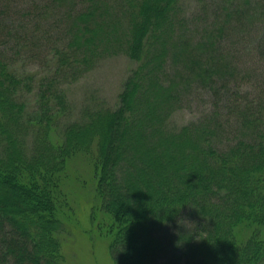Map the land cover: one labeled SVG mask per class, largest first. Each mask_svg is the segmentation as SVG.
<instances>
[{
	"label": "trees",
	"instance_id": "trees-1",
	"mask_svg": "<svg viewBox=\"0 0 264 264\" xmlns=\"http://www.w3.org/2000/svg\"><path fill=\"white\" fill-rule=\"evenodd\" d=\"M222 2L223 18L196 38L179 17L181 0H50L36 10L63 13L44 74L18 67L24 47L11 57L0 49V189L24 196L21 205L0 196V264H61V176L73 155L92 149L114 264H151L160 227L180 231L168 246L191 256L187 264H264V84L244 89L228 48L253 2L264 19V0ZM120 54L136 67L117 106L82 111L53 144L50 130L68 107L64 86ZM194 88L215 107L172 129L169 118ZM244 223L257 229L238 240Z\"/></svg>",
	"mask_w": 264,
	"mask_h": 264
},
{
	"label": "rangeland",
	"instance_id": "rangeland-1",
	"mask_svg": "<svg viewBox=\"0 0 264 264\" xmlns=\"http://www.w3.org/2000/svg\"><path fill=\"white\" fill-rule=\"evenodd\" d=\"M33 1L38 3L31 7ZM49 1L0 0V30L2 35H6L0 39V49L11 57L24 47L22 60L17 61L22 70L44 74L49 67L46 60L49 59L51 48L59 42V18L56 16L58 11L54 12V15L46 16L43 11L36 10V7L39 8ZM75 1L79 3V0ZM223 5L226 4L222 0H181L179 17L183 19L189 34L192 32L193 37L197 38L204 26L213 22L216 17L223 18ZM258 5L259 3L253 2L248 11H242L239 17L241 23L237 24L238 29L235 27L228 42V48L236 55L237 62L233 60L243 71L237 82L252 94H256L264 84V56L259 52L260 48L264 49V19L259 17ZM59 13L62 15L63 12ZM247 13L251 19L246 16ZM135 67L136 63L125 55L106 57L97 61L95 67L78 80L65 85L63 89L68 107L58 115L50 130L51 142L59 144L65 125L80 121L82 111L103 106L116 107L124 82ZM29 95V105L32 107L35 100L32 92ZM217 103L220 108L221 102ZM213 107L215 105L211 94L194 88L187 96H182L168 123L172 129H177L206 115ZM225 111V107L219 109L220 113ZM224 119L222 118V121ZM91 153L73 155L61 176V190L65 198L61 211L63 232L59 236L61 264H114L109 251L111 237L105 234L104 228L102 229L100 200L96 194L97 175L93 161L95 149H92ZM0 196L6 199L16 198L20 205L24 202V196L13 189H0ZM190 222V219H186L184 228L191 229ZM255 229L257 227L244 223L235 227L234 233L238 240H245ZM157 231L155 235L161 243V250L151 264L191 263V256H182L180 252L173 251L168 246L169 237L171 239L172 234L175 235L176 232L177 235L180 231H176L174 227H160ZM258 233L259 237L264 239V225L259 227Z\"/></svg>",
	"mask_w": 264,
	"mask_h": 264
}]
</instances>
